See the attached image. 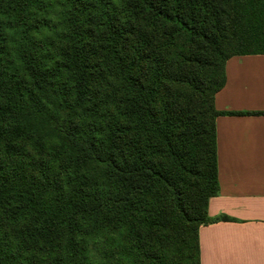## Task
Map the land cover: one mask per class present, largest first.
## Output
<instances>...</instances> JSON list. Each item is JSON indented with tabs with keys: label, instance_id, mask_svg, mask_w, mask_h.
I'll return each instance as SVG.
<instances>
[{
	"label": "trees",
	"instance_id": "trees-1",
	"mask_svg": "<svg viewBox=\"0 0 264 264\" xmlns=\"http://www.w3.org/2000/svg\"><path fill=\"white\" fill-rule=\"evenodd\" d=\"M248 55L264 0H0V264H199Z\"/></svg>",
	"mask_w": 264,
	"mask_h": 264
},
{
	"label": "crops",
	"instance_id": "crops-1",
	"mask_svg": "<svg viewBox=\"0 0 264 264\" xmlns=\"http://www.w3.org/2000/svg\"><path fill=\"white\" fill-rule=\"evenodd\" d=\"M214 107L264 113V55L226 61ZM215 138L219 190L207 215L216 221L198 229L199 264H264V115L218 116Z\"/></svg>",
	"mask_w": 264,
	"mask_h": 264
}]
</instances>
